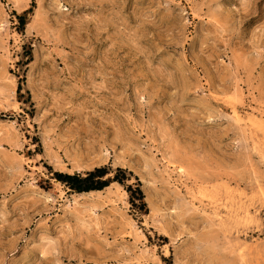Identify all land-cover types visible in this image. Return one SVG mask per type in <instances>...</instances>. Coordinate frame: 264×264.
I'll use <instances>...</instances> for the list:
<instances>
[{"label": "rangeland", "instance_id": "374dc122", "mask_svg": "<svg viewBox=\"0 0 264 264\" xmlns=\"http://www.w3.org/2000/svg\"><path fill=\"white\" fill-rule=\"evenodd\" d=\"M0 264H264V0H0Z\"/></svg>", "mask_w": 264, "mask_h": 264}, {"label": "trees", "instance_id": "16d2710c", "mask_svg": "<svg viewBox=\"0 0 264 264\" xmlns=\"http://www.w3.org/2000/svg\"><path fill=\"white\" fill-rule=\"evenodd\" d=\"M32 9L24 11L22 14L17 15L19 20V29L23 31L29 21V14ZM31 54V51H29ZM23 93V80H20L18 88V98L21 101ZM51 179L62 184L71 192L86 193L91 191L103 190L110 186L112 183L117 182L124 186L130 194V201L133 207H136L142 213H148V205L145 201V195L141 188V183L137 179L136 183H129L133 177V172L123 167L113 168L110 165L97 166L91 170L81 172H63L54 171L51 167ZM170 261L168 259H165Z\"/></svg>", "mask_w": 264, "mask_h": 264}, {"label": "bare ground", "instance_id": "6f19581e", "mask_svg": "<svg viewBox=\"0 0 264 264\" xmlns=\"http://www.w3.org/2000/svg\"><path fill=\"white\" fill-rule=\"evenodd\" d=\"M249 221V220H248ZM246 223V222H245Z\"/></svg>", "mask_w": 264, "mask_h": 264}]
</instances>
